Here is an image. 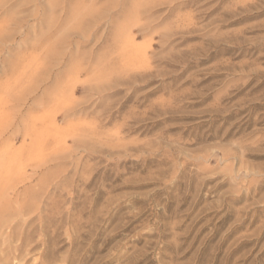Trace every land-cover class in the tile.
<instances>
[{
	"label": "rangeland",
	"instance_id": "1",
	"mask_svg": "<svg viewBox=\"0 0 264 264\" xmlns=\"http://www.w3.org/2000/svg\"><path fill=\"white\" fill-rule=\"evenodd\" d=\"M50 1L0 6L6 263L264 264V0Z\"/></svg>",
	"mask_w": 264,
	"mask_h": 264
},
{
	"label": "bare ground",
	"instance_id": "2",
	"mask_svg": "<svg viewBox=\"0 0 264 264\" xmlns=\"http://www.w3.org/2000/svg\"><path fill=\"white\" fill-rule=\"evenodd\" d=\"M7 2H9V0H0V6H2V5H4L5 3H7ZM50 4H49V9L50 10H53L58 4H60V1L59 0H52V1H50L49 2ZM74 5V4H73ZM7 10V9H6ZM5 10V11H6ZM81 11V10H80ZM13 12V11H12ZM77 12V11H76ZM14 13V12H13ZM51 14V13H50ZM52 16V15H51ZM52 19V18H51ZM8 22V21H7ZM51 24V23H50ZM8 41V40H7ZM5 44V43H4ZM12 68V67H11ZM0 253H1V251H0ZM5 256V255H4ZM4 258L5 257H3L1 254H0V262H5L6 263V261L4 260ZM5 259H7V258H5ZM6 264H8V263H6Z\"/></svg>",
	"mask_w": 264,
	"mask_h": 264
}]
</instances>
